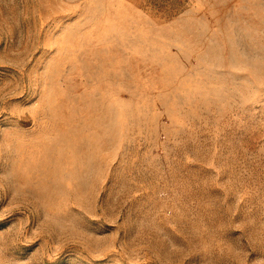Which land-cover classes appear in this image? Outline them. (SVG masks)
Instances as JSON below:
<instances>
[{
    "label": "rangeland",
    "instance_id": "374dc122",
    "mask_svg": "<svg viewBox=\"0 0 264 264\" xmlns=\"http://www.w3.org/2000/svg\"><path fill=\"white\" fill-rule=\"evenodd\" d=\"M0 264H264V0H0Z\"/></svg>",
    "mask_w": 264,
    "mask_h": 264
}]
</instances>
